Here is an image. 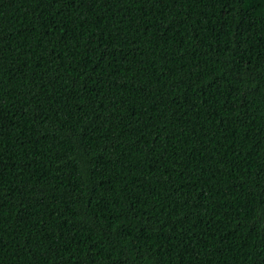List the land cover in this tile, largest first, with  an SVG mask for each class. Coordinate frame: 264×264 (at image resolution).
I'll use <instances>...</instances> for the list:
<instances>
[{"label":"trees","instance_id":"1","mask_svg":"<svg viewBox=\"0 0 264 264\" xmlns=\"http://www.w3.org/2000/svg\"><path fill=\"white\" fill-rule=\"evenodd\" d=\"M0 264H264V0H0Z\"/></svg>","mask_w":264,"mask_h":264}]
</instances>
